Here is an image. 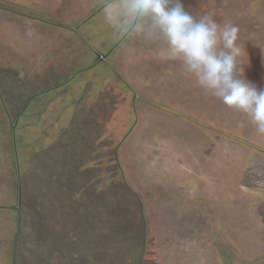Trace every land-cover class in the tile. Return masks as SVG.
Masks as SVG:
<instances>
[{
    "label": "rangeland",
    "instance_id": "374dc122",
    "mask_svg": "<svg viewBox=\"0 0 264 264\" xmlns=\"http://www.w3.org/2000/svg\"><path fill=\"white\" fill-rule=\"evenodd\" d=\"M216 3L261 24L264 41V0ZM39 9L0 0V264H264V135L193 78H149L144 111L170 116L151 124L173 138L144 141L139 155L135 140L127 185L115 161L135 123L121 120L127 109L119 120H55L60 109L32 101L51 87L23 60L30 23L54 19ZM260 47L246 74L264 86Z\"/></svg>",
    "mask_w": 264,
    "mask_h": 264
},
{
    "label": "crops",
    "instance_id": "0c3cea01",
    "mask_svg": "<svg viewBox=\"0 0 264 264\" xmlns=\"http://www.w3.org/2000/svg\"><path fill=\"white\" fill-rule=\"evenodd\" d=\"M16 1L24 5H38L44 15L58 20L52 19V24L38 20L30 23L33 55L32 59L24 57L23 60H32L33 76L48 77L51 84L48 89L44 87L34 93L32 101L37 102L38 97H44L48 107L60 109L55 120H119L122 116L118 111L121 107L127 109L128 118L121 120H135V123L119 144L118 157L124 179L131 186L130 174L135 171L131 168L129 152L135 140L143 143V147L135 148L139 155L144 153V141L173 138L171 132L160 131L159 126L153 127L151 124L152 120L172 118H166L165 112L157 108L144 111L148 101H155L149 93L144 92V86L149 85V78L190 77L184 74L178 61L161 58L160 44L118 35L106 21L103 9L105 0ZM183 3L188 11L201 14L212 11L216 13L215 19L219 23L238 25L239 43L247 48L250 59H256L250 55L261 53L260 46L264 45V41L261 42V24L246 22L244 16H235L237 10L230 9L226 4H217L216 0H183ZM172 87L166 86L162 93L171 92ZM112 108L115 116L110 115ZM170 112L168 114L172 115ZM186 115L190 114L181 111L180 116L191 120V115ZM144 120L151 121L144 124ZM160 132L169 137L157 136ZM140 157L136 156L137 162H141Z\"/></svg>",
    "mask_w": 264,
    "mask_h": 264
},
{
    "label": "clouds",
    "instance_id": "9594fccd",
    "mask_svg": "<svg viewBox=\"0 0 264 264\" xmlns=\"http://www.w3.org/2000/svg\"><path fill=\"white\" fill-rule=\"evenodd\" d=\"M103 9L118 35L160 44L162 59L178 61L205 94L264 135V86L247 77L251 60L238 25L219 23L212 11H188L183 0H105Z\"/></svg>",
    "mask_w": 264,
    "mask_h": 264
},
{
    "label": "trees",
    "instance_id": "16d2710c",
    "mask_svg": "<svg viewBox=\"0 0 264 264\" xmlns=\"http://www.w3.org/2000/svg\"><path fill=\"white\" fill-rule=\"evenodd\" d=\"M12 13H14V14H17V15H19V16H23V17H26V16H28V17H31V18H33V16H32V14L31 13H29V12H26V11H23V9L22 8H19V6H13V10H12ZM33 13V12H32ZM44 20V19H43ZM50 20V19H49ZM49 20H45V21H47L48 23H53L54 21H49ZM57 24V23H56ZM33 97H31V99H32ZM121 143V142H120ZM118 149H119V144L115 147V151H116V153H115V161L117 162V164H118V169L122 172V174H123V170H122V166H121V164H120V162H119V157H118ZM125 180V179H124ZM126 182V181H125ZM126 184H127V182H126ZM128 185V184H127Z\"/></svg>",
    "mask_w": 264,
    "mask_h": 264
},
{
    "label": "snow or ice",
    "instance_id": "6c2138e0",
    "mask_svg": "<svg viewBox=\"0 0 264 264\" xmlns=\"http://www.w3.org/2000/svg\"><path fill=\"white\" fill-rule=\"evenodd\" d=\"M259 71H260V73L264 74V64L261 65Z\"/></svg>",
    "mask_w": 264,
    "mask_h": 264
}]
</instances>
